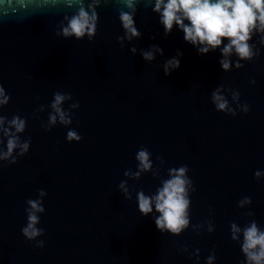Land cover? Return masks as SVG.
Instances as JSON below:
<instances>
[{
    "label": "water",
    "instance_id": "water-1",
    "mask_svg": "<svg viewBox=\"0 0 264 264\" xmlns=\"http://www.w3.org/2000/svg\"><path fill=\"white\" fill-rule=\"evenodd\" d=\"M154 5L136 0L140 35L128 40L119 11L130 9L102 0L94 38L78 40L57 35L76 11L72 0H0V85L9 97L0 116L3 128L24 119L23 132L10 131L30 142L14 163L0 160V264H208L210 256L211 264H246L231 225L255 221L264 230V33L249 41L253 59L233 54L225 71L226 38L201 54L179 26L165 34ZM154 45L163 52L146 61L141 53ZM173 57L179 67L165 74ZM217 89L236 115L216 109ZM56 92L71 95L62 107L72 122L49 127ZM69 130L82 138L68 141ZM7 140L0 129V151ZM140 149L152 168L137 177ZM181 166L192 181L190 225L161 232L159 214H141L137 194L154 195ZM245 197L251 203L240 206ZM29 199L45 209L43 234L32 240L22 233Z\"/></svg>",
    "mask_w": 264,
    "mask_h": 264
},
{
    "label": "clouds",
    "instance_id": "clouds-1",
    "mask_svg": "<svg viewBox=\"0 0 264 264\" xmlns=\"http://www.w3.org/2000/svg\"><path fill=\"white\" fill-rule=\"evenodd\" d=\"M46 2L55 3L56 0H46ZM116 3L123 4L130 11L121 9L119 11V20L125 30V36L128 40L140 35L135 27L134 13L136 11V0H114ZM76 5V11L65 16L61 22L60 30L57 35L63 38L84 39L87 37L92 40L95 36L98 13L96 8L102 3V0H89L87 7L84 6V0H72ZM154 11L160 14V22L164 26L165 34L171 32L174 24L184 33L185 41L198 46L197 50L201 54H206L210 50H214L223 44V38L228 40L227 44H223L221 53L223 59L220 64L223 70L228 71L232 67L229 57L235 54L239 60H251L255 55L254 46L249 43L255 32L264 33V0H155ZM188 23L185 24L184 21ZM123 40V38H119ZM264 41V37L261 38ZM153 50L142 51V56L146 61L155 58L154 52L163 50L158 46H152ZM136 51L135 48L132 49ZM179 60L175 57L169 59L165 65V74H169L170 70L179 67ZM237 68L243 65L237 61ZM239 93L234 92L233 98L238 99ZM71 99L70 94L56 92L50 105L52 112L49 113V127L57 122L69 125L71 124V116L66 112L62 105ZM9 97L5 89L0 85V105L7 104ZM212 102L218 111L231 113L233 116L236 112L229 106V101L221 94L220 89L212 93ZM78 107V105H73ZM248 106H243V111L247 112ZM6 118L0 116V129L4 135L8 137L7 151H0V160L11 158V162H15L13 152L19 148V155H23L29 149V141H20L19 136L15 133H21L25 128V120L19 116H14L8 124L10 128H15V133L10 128H3ZM68 141H79L82 137L75 131L69 130L66 136ZM138 163V171L134 174L139 176L141 172L149 171L152 168L150 153L147 149H140L136 154ZM187 166L169 169V179L162 182L154 195H145L142 191L137 194L138 209L141 214L147 216L155 211L159 214L155 217V224L159 231L169 232L171 234H180L190 225L189 209L191 200L189 197V189L192 181L187 176ZM129 173H125L128 175ZM261 173L257 171L256 177ZM120 188L127 193L124 182ZM41 197L46 195L44 190L39 191ZM240 206L244 203H251L250 198L245 197L240 201ZM29 207L27 212V224L22 228L23 235L29 239H35L43 234V229L37 227L39 224L38 213L44 212L41 200L29 199L27 201ZM211 231V228H209ZM232 239H239L242 233L243 241L241 250L245 255L246 264H264V230H261L255 221L241 229L233 223L231 225ZM39 246H43V241L39 242ZM214 257L208 258V264H211Z\"/></svg>",
    "mask_w": 264,
    "mask_h": 264
}]
</instances>
